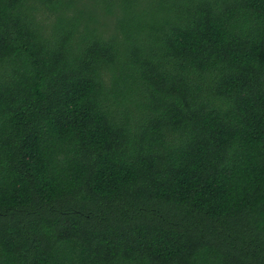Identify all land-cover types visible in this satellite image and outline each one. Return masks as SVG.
I'll use <instances>...</instances> for the list:
<instances>
[{
    "label": "trees",
    "instance_id": "16d2710c",
    "mask_svg": "<svg viewBox=\"0 0 264 264\" xmlns=\"http://www.w3.org/2000/svg\"><path fill=\"white\" fill-rule=\"evenodd\" d=\"M0 264H264V0H0Z\"/></svg>",
    "mask_w": 264,
    "mask_h": 264
}]
</instances>
